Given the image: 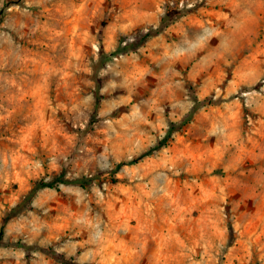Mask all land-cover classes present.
I'll list each match as a JSON object with an SVG mask.
<instances>
[{
	"label": "rangeland",
	"instance_id": "obj_1",
	"mask_svg": "<svg viewBox=\"0 0 264 264\" xmlns=\"http://www.w3.org/2000/svg\"><path fill=\"white\" fill-rule=\"evenodd\" d=\"M193 93L222 100L141 156ZM60 175L96 178L38 189L4 241L80 264H264V0H0V228ZM0 264L63 263L0 245Z\"/></svg>",
	"mask_w": 264,
	"mask_h": 264
},
{
	"label": "trees",
	"instance_id": "obj_2",
	"mask_svg": "<svg viewBox=\"0 0 264 264\" xmlns=\"http://www.w3.org/2000/svg\"><path fill=\"white\" fill-rule=\"evenodd\" d=\"M168 17H169V9H167L164 12V14L162 15L159 27H157L156 29H147L146 31H143L142 33H140L138 35V37L136 38V41L127 43V46H129V47H127V49H125V50H130V49L136 48L139 44L144 42L149 36L159 32L162 29V26H164L167 23ZM102 57H104L106 59V57H108V53L102 52ZM100 98H101V95L99 93V83H97L96 89H95V109H97V107L99 105ZM192 99H193V104H192L191 108L189 109V111L187 112V114L179 122H173V121L170 122L167 129H166L165 134L160 139H158L154 144L149 146L141 154V156L151 154L155 150H158L159 148L165 146L167 144L172 132L179 130L180 128L185 126L192 119L193 114L200 107L210 105V104H217L222 100L221 98L215 99L211 96L204 97V98H198L194 93L192 94ZM120 165H121V163L116 164L115 167L113 168V172H116L118 170V168L120 167ZM95 178H96L95 176H82V177H78V178H74V179H68V178H65L62 175H60L55 180L37 181L33 185V187L29 190V192L24 197V199H22V201L15 204L12 207V209L6 215L3 216L2 224H1V228H0V245H11V246L20 247L25 251L27 256L30 254V252L32 250L39 248V249L43 250L46 254L53 257L56 261H60L63 264H80L79 262L75 261L72 256L66 257L62 252H59V251H57L51 247H47V248L39 247V246H36L33 244L23 243L20 240L7 241L6 242L3 240V227H4L5 223L10 218H12L17 213H19L22 208L30 207V200L38 189H40L42 187H50V188L55 187L57 182L74 183V184L80 185L81 187H86L92 181H94ZM86 264H92V263H86Z\"/></svg>",
	"mask_w": 264,
	"mask_h": 264
}]
</instances>
